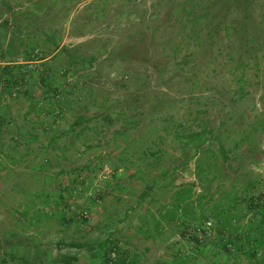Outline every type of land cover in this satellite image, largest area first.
<instances>
[{"label":"rangeland","instance_id":"374dc122","mask_svg":"<svg viewBox=\"0 0 264 264\" xmlns=\"http://www.w3.org/2000/svg\"><path fill=\"white\" fill-rule=\"evenodd\" d=\"M252 198L264 0H0V264H251L209 214Z\"/></svg>","mask_w":264,"mask_h":264},{"label":"trees","instance_id":"16d2710c","mask_svg":"<svg viewBox=\"0 0 264 264\" xmlns=\"http://www.w3.org/2000/svg\"><path fill=\"white\" fill-rule=\"evenodd\" d=\"M203 134L200 133L199 135H196V137L192 138L190 140L191 142H196L195 140L202 138ZM189 143L183 148V150H188ZM201 165L198 164V168L201 169ZM198 179L202 182V184H206L205 181L201 178V174L198 173ZM185 192H178V197L176 200H174V204L172 205V213L169 217L168 214H166L168 221H172L174 217L177 216L178 213H185L188 208V201L183 197V193ZM211 191V186L208 185L207 188H204V193L208 195ZM252 198L250 199V208L249 210L253 208H259L260 204L257 202L262 203V207H264V199L262 198V201ZM183 202L184 205H183ZM252 207V208H251ZM218 207L215 211L212 210L210 212V218H212L215 222V230L217 234L221 236V244L219 245V252L220 254L226 256L228 259L231 255L234 253L236 255L238 254H244L246 255L247 259L251 261V264H264V210L262 212V220H251L250 224L248 226H242V227H236L235 224H233V218L235 217L233 215L232 207L231 206H221L219 211ZM248 208H246L245 213L243 212V216L241 218H245L248 215ZM240 218V217H239ZM240 220V219H239ZM195 241L197 240V237L193 236ZM63 243H60L59 248L63 249V247L67 246ZM68 247L72 248H81L83 247L80 244L77 243H71L68 245ZM114 246L111 248L113 249ZM114 250H121L117 247ZM120 254V251H119ZM61 262L63 264H76L79 262V259L75 256L70 255H63L61 256ZM116 264H140L138 258H130L127 256V253L124 252L123 254H120L118 259L116 260Z\"/></svg>","mask_w":264,"mask_h":264}]
</instances>
